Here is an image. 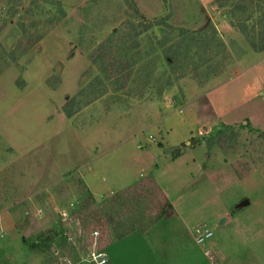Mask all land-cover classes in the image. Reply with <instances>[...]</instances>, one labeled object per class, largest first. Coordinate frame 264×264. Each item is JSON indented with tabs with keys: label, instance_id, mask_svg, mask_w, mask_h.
I'll list each match as a JSON object with an SVG mask.
<instances>
[{
	"label": "rangeland",
	"instance_id": "obj_1",
	"mask_svg": "<svg viewBox=\"0 0 264 264\" xmlns=\"http://www.w3.org/2000/svg\"><path fill=\"white\" fill-rule=\"evenodd\" d=\"M249 39L264 0H0V264H92L134 228L172 264H264Z\"/></svg>",
	"mask_w": 264,
	"mask_h": 264
},
{
	"label": "crops",
	"instance_id": "obj_2",
	"mask_svg": "<svg viewBox=\"0 0 264 264\" xmlns=\"http://www.w3.org/2000/svg\"><path fill=\"white\" fill-rule=\"evenodd\" d=\"M209 0H205L207 2ZM144 235L143 232H141ZM139 234L138 230L133 229L131 231L126 232L124 235L117 237L114 239V243L112 244L113 250L111 249L109 252L106 249V245L104 246L105 253L108 258L109 264H125V261L128 263H136V264H172L173 257L169 251H165L168 248L167 244H155L156 251H159L158 255H154L149 245L145 242H137V245L128 247H124V242L130 240L131 238H141L142 235ZM149 243V242H148ZM114 245V246H113ZM157 245V246H156ZM123 247L124 249H121ZM166 247V248H165ZM118 248V249H117ZM187 248V247H186ZM185 248V249H186ZM163 250V251H161ZM189 248H187V251ZM198 252L203 254V251L196 249ZM208 250V249H207ZM191 254V253H190ZM125 257V260H124Z\"/></svg>",
	"mask_w": 264,
	"mask_h": 264
},
{
	"label": "built area",
	"instance_id": "obj_3",
	"mask_svg": "<svg viewBox=\"0 0 264 264\" xmlns=\"http://www.w3.org/2000/svg\"><path fill=\"white\" fill-rule=\"evenodd\" d=\"M62 215L65 217L66 216V211L61 212ZM94 234H97L96 231H94ZM212 232L209 228L205 227V228H201L198 227L195 229V240L196 242H201L204 239H206L207 237L211 236ZM204 253L206 255H210L211 251L210 250H205ZM89 255L91 257V263L92 264H108V258L107 255L105 253V251L103 250H92L89 252Z\"/></svg>",
	"mask_w": 264,
	"mask_h": 264
},
{
	"label": "trees",
	"instance_id": "obj_4",
	"mask_svg": "<svg viewBox=\"0 0 264 264\" xmlns=\"http://www.w3.org/2000/svg\"><path fill=\"white\" fill-rule=\"evenodd\" d=\"M248 41H249V45L251 46V48H252L253 50H255V51H262V50H264V40L261 41V42H256V41H254V40H252V39H249ZM70 54H71V53H70ZM229 127H230V126H227L225 129H223V131H220V132L224 133V131H225L226 129H229ZM263 135H264V133H263ZM177 153H180V152H177ZM134 229H135V228H134ZM125 233H126V232H125ZM125 233L119 234L117 237H120V236L124 235Z\"/></svg>",
	"mask_w": 264,
	"mask_h": 264
},
{
	"label": "water",
	"instance_id": "obj_5",
	"mask_svg": "<svg viewBox=\"0 0 264 264\" xmlns=\"http://www.w3.org/2000/svg\"><path fill=\"white\" fill-rule=\"evenodd\" d=\"M244 202H247V200H244ZM224 220H225L224 218H221L219 222L221 223V222H223Z\"/></svg>",
	"mask_w": 264,
	"mask_h": 264
}]
</instances>
